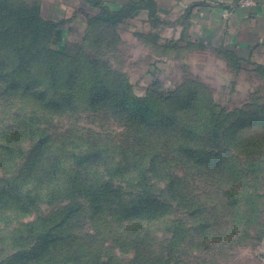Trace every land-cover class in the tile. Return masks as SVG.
<instances>
[{
    "label": "rangeland",
    "instance_id": "374dc122",
    "mask_svg": "<svg viewBox=\"0 0 264 264\" xmlns=\"http://www.w3.org/2000/svg\"><path fill=\"white\" fill-rule=\"evenodd\" d=\"M9 1L63 23V41L27 71L0 51V264H264V56L95 23L101 0ZM96 67L128 98L173 95L159 106L175 125L137 124L110 93L90 99ZM183 143L217 158L198 165ZM74 180L108 184L101 205L73 200Z\"/></svg>",
    "mask_w": 264,
    "mask_h": 264
},
{
    "label": "trees",
    "instance_id": "16d2710c",
    "mask_svg": "<svg viewBox=\"0 0 264 264\" xmlns=\"http://www.w3.org/2000/svg\"><path fill=\"white\" fill-rule=\"evenodd\" d=\"M151 3V0H147L146 8L152 15L153 9ZM139 8L140 6L134 3H129L116 11H110L105 7H101V14L99 16L96 15L92 21L95 23L117 26L133 18ZM0 23V51H8L15 54L18 60L16 69L21 68L22 71H27L33 59L36 55H40L42 51L48 52L50 55L59 54L56 48L63 41V23H53L43 20L38 8L15 6L9 0H0ZM16 73H18L17 70H12V72L6 74L4 77ZM87 76L90 79L89 84L92 86V89L87 90V93L90 94V99L93 100L94 97L99 96L101 92L105 93V95L110 93L108 97L113 98L115 103L125 110L128 117L137 124L145 127L175 125V117L165 115L159 106L167 101L176 99L173 95H168L164 98L158 96L156 99L150 96H146L145 98H128L122 90H118L120 87L112 89L102 83L103 79L100 76L99 67H96V69ZM9 80V83L7 82L8 89L19 88L18 82L13 81V78ZM192 107L194 108L195 106L192 105ZM201 107L210 110L207 104H202ZM221 115L222 113L213 110L212 106L209 126L212 128L213 132L217 131L216 129L219 127ZM196 128L192 127L190 130L185 131L186 138L189 137L187 140L191 141L192 138L200 134V132H195ZM178 152L185 159L192 160L194 163L204 166H211V164H213L212 159H209V157L217 158V155L209 151H198L184 143L178 146ZM82 158L83 157H81V159ZM217 160L215 164L218 166L221 165L223 161H221V159ZM107 187L108 184L103 185L101 190H97L93 187H84L74 180V182L71 183V188L74 191L70 192V195L73 200L79 201L83 199L85 202L87 200L89 206L99 207L104 200ZM1 196L4 197L2 193H0V197ZM74 211L75 210H69L65 212L63 217H60V221H56L52 227L55 228L57 227L56 225L59 227L64 226V223L67 222L65 220L70 218ZM49 230L50 229H48V231ZM38 240L40 244H48L49 242V240H47V235L40 236Z\"/></svg>",
    "mask_w": 264,
    "mask_h": 264
},
{
    "label": "crops",
    "instance_id": "0c3cea01",
    "mask_svg": "<svg viewBox=\"0 0 264 264\" xmlns=\"http://www.w3.org/2000/svg\"><path fill=\"white\" fill-rule=\"evenodd\" d=\"M146 1L101 0L97 5L110 11L129 3L140 6L133 18L127 20L129 24L135 23L139 37L153 34L159 40L170 39L177 45L187 42L251 48L257 56H264V0H256L255 6L246 8L238 6L240 0H151L152 15ZM224 12L228 14L226 18L222 16Z\"/></svg>",
    "mask_w": 264,
    "mask_h": 264
},
{
    "label": "built area",
    "instance_id": "2783aa9c",
    "mask_svg": "<svg viewBox=\"0 0 264 264\" xmlns=\"http://www.w3.org/2000/svg\"><path fill=\"white\" fill-rule=\"evenodd\" d=\"M256 5V0H240L238 3L239 7L246 8V7H253ZM227 13H224L223 16L225 17Z\"/></svg>",
    "mask_w": 264,
    "mask_h": 264
},
{
    "label": "water",
    "instance_id": "95a60500",
    "mask_svg": "<svg viewBox=\"0 0 264 264\" xmlns=\"http://www.w3.org/2000/svg\"><path fill=\"white\" fill-rule=\"evenodd\" d=\"M96 2H99V0H92V3L93 4L96 3Z\"/></svg>",
    "mask_w": 264,
    "mask_h": 264
}]
</instances>
